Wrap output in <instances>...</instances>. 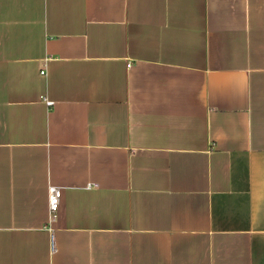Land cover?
Here are the masks:
<instances>
[{"label": "crops", "instance_id": "0c3cea01", "mask_svg": "<svg viewBox=\"0 0 264 264\" xmlns=\"http://www.w3.org/2000/svg\"><path fill=\"white\" fill-rule=\"evenodd\" d=\"M0 264H264V0H0Z\"/></svg>", "mask_w": 264, "mask_h": 264}, {"label": "built area", "instance_id": "2783aa9c", "mask_svg": "<svg viewBox=\"0 0 264 264\" xmlns=\"http://www.w3.org/2000/svg\"><path fill=\"white\" fill-rule=\"evenodd\" d=\"M127 66H129V64ZM47 104H50V102L47 101ZM59 197H60V189L57 187H49L48 189V211L52 215L55 213L58 207Z\"/></svg>", "mask_w": 264, "mask_h": 264}]
</instances>
